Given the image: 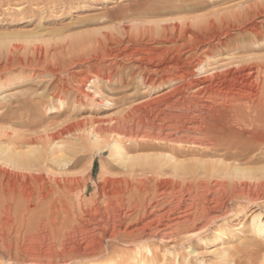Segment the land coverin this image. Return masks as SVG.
Listing matches in <instances>:
<instances>
[{"label":"bare ground","instance_id":"6f19581e","mask_svg":"<svg viewBox=\"0 0 264 264\" xmlns=\"http://www.w3.org/2000/svg\"><path fill=\"white\" fill-rule=\"evenodd\" d=\"M256 15L234 21L242 26L237 37L259 44L264 26L250 22ZM232 30L185 29L146 37L151 43L134 36L104 50L112 63L131 61L149 92L169 90L94 121L87 142L64 141L73 127L55 128L39 142L0 141V264H73L107 251L157 264V241L183 248L169 250L175 264L193 258L203 264L201 252L211 254L209 264H257L264 257V61L235 53L223 61L243 50L231 43ZM72 80L79 93L94 82L87 75ZM57 93L45 110L65 106ZM54 99L59 106L52 107ZM27 101L15 107L30 106ZM5 107L13 111V102ZM150 151L157 154L133 156ZM107 152L122 175L104 172L95 181L90 167L80 175L49 170Z\"/></svg>","mask_w":264,"mask_h":264},{"label":"rangeland","instance_id":"374dc122","mask_svg":"<svg viewBox=\"0 0 264 264\" xmlns=\"http://www.w3.org/2000/svg\"><path fill=\"white\" fill-rule=\"evenodd\" d=\"M86 4L89 7L82 11ZM246 12L258 13L250 22L264 26V0H0V98L13 95L10 101L13 111L5 107L10 102L0 101V141L23 144L37 139L39 142V139L48 140L55 128L73 127V136L63 137L64 141L79 138L87 142L94 121L120 116L126 108L168 91L169 87L164 85L149 92L131 61L115 64L102 55L104 50L119 43L125 45L134 36L151 43L146 37L161 39L167 33L185 29L231 27V43H237L243 50L227 53L223 61L227 62L234 53L264 61V41L259 45L247 35L244 39L243 35H236L242 26L234 19ZM86 75L94 82H87L90 87L85 86L84 93H79L72 79ZM55 90L59 92L57 97L65 101L59 113L50 107L43 108ZM22 101H30V106L15 107ZM56 101L52 107L59 106ZM156 154L150 151L133 156ZM91 155L86 154L78 167L60 168L53 164L49 170L54 174L78 175L90 167L95 181L104 172L112 176L124 173L121 166L109 159L108 152ZM89 192L83 196L84 201H89ZM68 201L74 203L70 198ZM174 243L163 245L157 241L153 245L157 264H175L169 250L182 252L183 248L175 247ZM112 248L118 252L127 250L121 244ZM135 254L124 253L119 257L118 253L107 251L77 259L73 264H138ZM201 254L199 258L207 264L211 254ZM195 260L191 259L190 263L202 264ZM256 263L264 264V257Z\"/></svg>","mask_w":264,"mask_h":264}]
</instances>
